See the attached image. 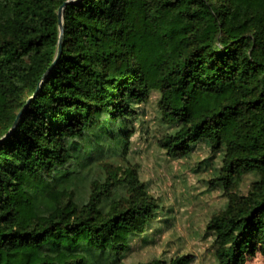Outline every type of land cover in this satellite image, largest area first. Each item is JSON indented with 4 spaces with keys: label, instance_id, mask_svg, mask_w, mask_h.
Here are the masks:
<instances>
[{
    "label": "trees",
    "instance_id": "1",
    "mask_svg": "<svg viewBox=\"0 0 264 264\" xmlns=\"http://www.w3.org/2000/svg\"><path fill=\"white\" fill-rule=\"evenodd\" d=\"M152 90L173 128L158 140L166 154L222 149L226 192L259 175L206 224L217 264L264 257V0H0V264L118 263L155 201L140 191L104 210L98 192L79 203L74 189L126 150L131 102Z\"/></svg>",
    "mask_w": 264,
    "mask_h": 264
},
{
    "label": "rangeland",
    "instance_id": "2",
    "mask_svg": "<svg viewBox=\"0 0 264 264\" xmlns=\"http://www.w3.org/2000/svg\"><path fill=\"white\" fill-rule=\"evenodd\" d=\"M159 99V91L152 90L144 102H131L136 115L125 123L128 147L105 152L96 160L85 172V180L77 183L74 198L81 203L98 192L104 210L125 207L140 191L155 201L158 208L151 221L130 235L128 249L117 264L168 261L185 254L193 256L194 264H217L214 235L206 232V224L227 207L230 196L245 197L259 175H243L226 192L221 184H214L222 166V149L213 153L204 141L186 157L166 154L158 140L173 128L162 117ZM245 264H264V257L257 254Z\"/></svg>",
    "mask_w": 264,
    "mask_h": 264
},
{
    "label": "water",
    "instance_id": "3",
    "mask_svg": "<svg viewBox=\"0 0 264 264\" xmlns=\"http://www.w3.org/2000/svg\"><path fill=\"white\" fill-rule=\"evenodd\" d=\"M69 2H70V1H66V2H64V3L59 7V9H58V11H57V15H58V18H59V20H58V25H59V31H60V33H62V11H63V8H64ZM59 54H60V38H59V50H58V53H57V55H56V58H55L54 62L52 63V65H51L50 68L48 69V72L52 69V67H53V65H54V63H55V61H56V59H57L58 56H59ZM37 90H38V87H37L36 91L33 93V95L27 99V101H26V103L24 104V106L22 107V109L17 113L16 118H15V121H14L12 127H11V130H13V129L15 128V126L17 125V123H18V121H19V119H20L22 113L24 112V110L28 107V105L30 104V102H31V101L34 99V97L36 96V94H37ZM11 130H10V131H11Z\"/></svg>",
    "mask_w": 264,
    "mask_h": 264
}]
</instances>
